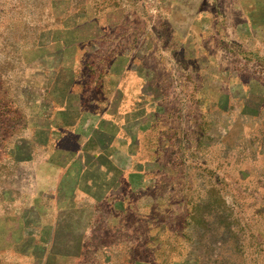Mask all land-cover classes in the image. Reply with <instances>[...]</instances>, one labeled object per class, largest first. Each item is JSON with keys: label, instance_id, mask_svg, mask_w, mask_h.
I'll list each match as a JSON object with an SVG mask.
<instances>
[{"label": "rangeland", "instance_id": "obj_1", "mask_svg": "<svg viewBox=\"0 0 264 264\" xmlns=\"http://www.w3.org/2000/svg\"><path fill=\"white\" fill-rule=\"evenodd\" d=\"M145 261L264 264V0H0V264Z\"/></svg>", "mask_w": 264, "mask_h": 264}, {"label": "crops", "instance_id": "obj_2", "mask_svg": "<svg viewBox=\"0 0 264 264\" xmlns=\"http://www.w3.org/2000/svg\"><path fill=\"white\" fill-rule=\"evenodd\" d=\"M95 145L97 146V148L99 149L98 151V153H99V155L100 154H102V153H104V152H106V149L104 150V149H102V150H100V143H99V140H96L95 141ZM157 196H159V194H153V193H148L147 195H145L144 197H143V202L144 203H147V204H156V198H157ZM147 201V202H146Z\"/></svg>", "mask_w": 264, "mask_h": 264}, {"label": "trees", "instance_id": "obj_3", "mask_svg": "<svg viewBox=\"0 0 264 264\" xmlns=\"http://www.w3.org/2000/svg\"><path fill=\"white\" fill-rule=\"evenodd\" d=\"M67 93H68V94L71 93L69 89H68ZM105 155H106V152L100 154L99 157H101V156L105 157ZM101 158H102V157H101ZM151 211H153V210H151ZM129 214H131V213H129ZM145 262H146L147 264H152V263H149V262H147V261H145Z\"/></svg>", "mask_w": 264, "mask_h": 264}]
</instances>
